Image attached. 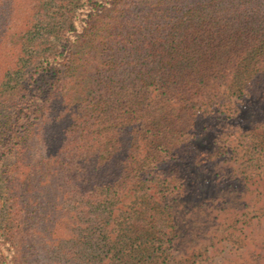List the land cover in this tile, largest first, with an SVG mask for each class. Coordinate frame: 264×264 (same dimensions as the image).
I'll use <instances>...</instances> for the list:
<instances>
[{"label":"trees","instance_id":"16d2710c","mask_svg":"<svg viewBox=\"0 0 264 264\" xmlns=\"http://www.w3.org/2000/svg\"><path fill=\"white\" fill-rule=\"evenodd\" d=\"M227 92L264 99V0H0V264H185L147 112Z\"/></svg>","mask_w":264,"mask_h":264},{"label":"rangeland","instance_id":"374dc122","mask_svg":"<svg viewBox=\"0 0 264 264\" xmlns=\"http://www.w3.org/2000/svg\"><path fill=\"white\" fill-rule=\"evenodd\" d=\"M225 94L199 111L147 112L158 120L165 112L179 137L183 185L170 206L179 232L171 252L185 264H257L264 253V99ZM26 245L30 253L33 241Z\"/></svg>","mask_w":264,"mask_h":264}]
</instances>
